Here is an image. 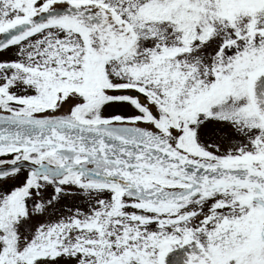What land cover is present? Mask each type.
<instances>
[{
    "label": "snow or ice",
    "instance_id": "snow-or-ice-1",
    "mask_svg": "<svg viewBox=\"0 0 264 264\" xmlns=\"http://www.w3.org/2000/svg\"><path fill=\"white\" fill-rule=\"evenodd\" d=\"M0 264H264V0H0Z\"/></svg>",
    "mask_w": 264,
    "mask_h": 264
}]
</instances>
